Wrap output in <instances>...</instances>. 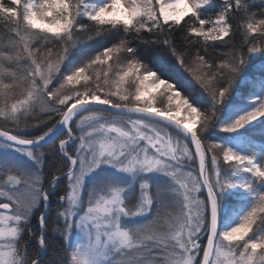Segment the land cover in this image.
Wrapping results in <instances>:
<instances>
[{"label": "snow or ice", "instance_id": "snow-or-ice-1", "mask_svg": "<svg viewBox=\"0 0 264 264\" xmlns=\"http://www.w3.org/2000/svg\"><path fill=\"white\" fill-rule=\"evenodd\" d=\"M212 4L0 0V147L35 165L0 161V264H39L22 235L41 206L35 237L41 247L50 215L65 243L73 227L85 234L68 264H264V192L254 194L235 226H218L223 194L264 183V163L205 135L217 126L236 132L264 117V95L254 96L251 110L218 125L248 56L264 50V0H218V11L205 12ZM113 34L71 67L69 55L79 45ZM154 52L168 55L199 87L182 96L145 59ZM161 85L157 106L152 89ZM60 125L59 163L46 176L41 142ZM45 126L39 136L22 135ZM101 165L160 173L168 182L153 190L142 181L133 204L126 188L112 182L85 200V178ZM229 169L250 178L234 182ZM138 216L148 218L125 223Z\"/></svg>", "mask_w": 264, "mask_h": 264}, {"label": "trees", "instance_id": "trees-1", "mask_svg": "<svg viewBox=\"0 0 264 264\" xmlns=\"http://www.w3.org/2000/svg\"><path fill=\"white\" fill-rule=\"evenodd\" d=\"M259 0H256L258 3ZM252 12H259L257 5H252ZM218 0H213V4L209 5L204 11L215 13L218 11ZM261 17L257 16V19ZM116 34L112 37L99 38L89 41L85 44L79 45L69 55L68 60L72 62L71 67H75L95 52L99 51L102 47H106L108 43L114 39ZM227 39V38H225ZM217 44H222V41H217ZM145 59L151 67L160 69L162 78L166 79L169 83H174L176 91H180L183 96L185 91H193L199 86L194 77H191L180 65L175 64L174 61L166 54L154 52L150 56H145ZM67 63V62H66ZM71 70V69H69ZM155 79V77H152ZM164 86L156 90L157 106L159 105L160 94ZM175 92H173V95ZM264 95V50L250 54L246 64L241 69V72L233 86V92L225 102L226 107L221 108L218 125L229 124L238 118L241 114L251 110L254 106L251 103V98L254 96ZM175 101H173V104ZM185 113L181 112V116ZM264 117L260 120H254L250 124L242 127L236 132H223L220 127H213L205 133L210 139L220 142L227 147L232 148L234 151L253 156L258 163H264ZM47 130V126L42 128H32L25 130L22 135L25 136H39L43 131ZM64 131L52 142L45 144L42 149L45 151L43 172L46 176L51 175L59 163V156L54 150V146L58 143L59 139L63 138ZM71 147V145H69ZM226 177L232 181L248 180L249 174L239 170H227ZM64 178L61 177L60 184L63 185ZM153 190L157 187L151 185ZM59 191V190H58ZM53 193L50 197L53 203V213L55 215V195ZM264 192V183L254 184L250 191H244L240 188L229 189L223 194L221 201V209L218 220L220 229L223 226H235L238 223L240 216L251 208L254 203L253 196L255 193ZM41 207L34 210L30 223L24 229L22 239L27 241L26 251L30 258H38L39 264H68L69 253L73 251L72 244L67 241L65 243L63 235L58 232L52 231L55 227L51 215L48 218V231L45 232V246L41 245L36 240V236L40 235L41 227L39 223V215ZM148 218V217H147ZM29 229L32 235H29Z\"/></svg>", "mask_w": 264, "mask_h": 264}, {"label": "rangeland", "instance_id": "rangeland-1", "mask_svg": "<svg viewBox=\"0 0 264 264\" xmlns=\"http://www.w3.org/2000/svg\"><path fill=\"white\" fill-rule=\"evenodd\" d=\"M165 4L174 3L175 0H164ZM154 79L150 77V80ZM162 85L160 86V88ZM156 88L152 91L156 93ZM175 104V103H174ZM0 161L5 164L15 163V165L23 168H35V165L29 158L22 153L16 152L11 148L0 147ZM147 180L151 185L155 187H161L167 184L168 178L160 173H148L142 175H132L123 173L117 169L112 168L108 165H101L100 168L94 170L85 178V185L83 189V199L88 198V193L94 188H98L105 183L112 182L118 186L126 188L125 195L128 198V203L133 204L136 201L137 193L139 189V184ZM37 209V208H36ZM147 217H135L130 218L125 221L128 225H133L140 223ZM229 226H223L221 230H228ZM86 237L84 232L77 227L71 229V234L69 236L68 242L72 244L73 251L76 250L77 246L83 245L85 243Z\"/></svg>", "mask_w": 264, "mask_h": 264}, {"label": "water", "instance_id": "water-1", "mask_svg": "<svg viewBox=\"0 0 264 264\" xmlns=\"http://www.w3.org/2000/svg\"><path fill=\"white\" fill-rule=\"evenodd\" d=\"M63 131H64V128L62 125L57 126L53 130V132L50 134V136L45 141L41 142V146L48 144V143L52 142L53 140H55Z\"/></svg>", "mask_w": 264, "mask_h": 264}]
</instances>
